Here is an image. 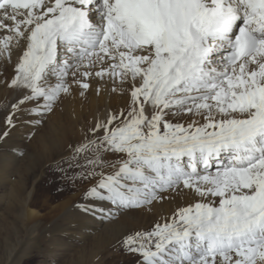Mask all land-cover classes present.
<instances>
[{"label":"snow or ice","instance_id":"6c2138e0","mask_svg":"<svg viewBox=\"0 0 264 264\" xmlns=\"http://www.w3.org/2000/svg\"><path fill=\"white\" fill-rule=\"evenodd\" d=\"M0 28L13 33L2 51L29 33L10 84L30 90L20 104L43 99L32 111L71 91L73 68L99 64L82 75L131 83L127 112L97 121L103 135L68 164L100 176L87 197L125 209L165 192L200 198L125 238L141 264H264V0H0Z\"/></svg>","mask_w":264,"mask_h":264},{"label":"bare ground","instance_id":"6f19581e","mask_svg":"<svg viewBox=\"0 0 264 264\" xmlns=\"http://www.w3.org/2000/svg\"><path fill=\"white\" fill-rule=\"evenodd\" d=\"M5 23L11 25L12 21L6 20ZM1 30L2 28H0V31ZM4 30L7 33H0L3 34L2 36L0 35V49H2L3 38L13 34L9 30ZM28 35L29 33L25 31L24 37H17L11 41L7 51L0 50V116L3 117L0 118L1 123H5L6 118L10 114L13 118L15 113H24L25 107H39L35 105L34 101H25L26 103L20 104L23 97L30 94V90L10 84V81L16 75V66L21 61L23 53L28 47ZM60 51L63 53V49H60ZM60 58H68L70 63L73 62L71 54H68L67 57L61 55ZM103 66L107 67V64ZM100 67L101 65L98 64L95 68L91 69L81 66L79 69L73 68L69 70L70 74L67 77V82L70 85L71 91L69 93L60 94L64 98V114L57 111V114L54 116V121L49 122V127L45 126L43 129L44 132L39 134L37 138L32 141L33 143H28L29 149L32 150V152H26L23 157L24 159L33 160L34 165L37 166L41 164L42 160L47 161L54 155L57 156L64 153L65 162L63 161L56 165V167L54 166L48 175L50 174V178H53L61 169L62 174H66L68 177L69 184H72L70 187L73 191L77 189L85 191L90 186L96 184L100 179L99 175L91 179L81 178V176L77 174L80 171L78 168L68 167V164L72 162L82 163L84 157L89 155V153H82L77 158L76 149L88 140H94L97 136L103 135V129L96 134L90 131V129L95 127L97 121H106L110 114L117 113L120 110H124L126 113L129 107V92L132 87L130 82L121 85L119 80L114 81L107 76L99 78L94 75L89 77H84L82 75L86 70L93 72L99 71ZM73 71L76 72L75 77L71 75ZM74 79L83 80L89 83L90 87L88 89H83L73 82ZM48 82L55 84L56 77L50 76ZM137 83L139 82L137 81ZM121 87H123L125 91L122 92L120 90ZM113 88L116 90L113 91ZM13 105H19V107L14 109ZM146 110L149 112L151 111L150 109ZM118 123L119 121L117 124ZM17 126L18 123L15 120L14 126L10 127V129L13 130V128H17ZM25 140L26 136H24V134L19 133L17 135V133L11 131L1 142V146L6 150L16 148L15 150L21 151L27 145ZM101 152L103 159L113 163L116 161L117 156L122 155L116 153H103V150H101ZM6 154L7 155L2 157L3 163L0 168V187L3 189L0 200H4L9 207L14 206V213L16 209L19 210L22 213L18 216L21 221L24 220V215H26L28 219H32V217L38 215V211L34 208V205L38 204L34 199L35 187L33 184L29 187L31 177L34 175V167L29 166L31 170V172H29L25 167L14 164L12 160L14 155L12 153L7 152ZM100 171L110 173L114 171V169L110 167H105L103 169L97 168V172L99 173ZM75 195L77 196V193L65 202L68 209H73V205L71 204L77 199ZM162 195L166 197L162 201H153L151 204L131 209L119 208L118 206L111 208L105 201L97 204V211L94 213L95 216H97L95 222H104V219H110L111 216H116L117 219L119 213L117 215H114V213L120 210L124 212L121 215L119 214L120 218L117 221H111L106 224L107 226L104 230H99L95 222L93 225L92 220L85 224V227L89 229V231L94 232L92 233L95 237L93 246L97 247L99 250L93 252L95 254L90 256L87 260V264L90 262L93 264L97 256L101 257L107 253L110 246L123 236L142 231L144 229L142 224L147 225L150 222L169 219L177 209L193 204L196 200L200 199L187 190L183 193L165 192L162 193ZM101 209H104V211L102 212ZM7 215H12V210H10ZM78 218H83V215L82 217L78 215ZM99 218L103 219L98 221ZM4 221V229H0V246H2L4 251L9 249L8 254L11 256L13 242L15 240L14 227H11L8 219ZM77 264H83V262L78 261Z\"/></svg>","mask_w":264,"mask_h":264},{"label":"rangeland","instance_id":"374dc122","mask_svg":"<svg viewBox=\"0 0 264 264\" xmlns=\"http://www.w3.org/2000/svg\"><path fill=\"white\" fill-rule=\"evenodd\" d=\"M0 33L7 32L2 29ZM0 35L2 36L3 34ZM49 78L50 76L47 79ZM63 101L64 98L60 95L51 111H32V109L37 107H25L24 113H15L13 123L16 120L18 123L17 128L19 129L13 128L11 130L10 127L0 121V133L7 130L8 133L12 131L17 133V135L19 133L24 134L27 144L21 151L15 150L16 148L6 150L1 146L4 138L0 139V168L3 163L2 157L7 155V152L14 155L12 157L14 164L25 167L29 172H31L29 166L34 167V175L31 177L29 187L32 184L34 185V199L38 202V204L34 205L38 215L32 217V219H28L24 215V220L21 221L18 216L22 213L18 209L14 213V206L9 207L4 200H0V229H4V220L8 219L11 227H14L15 234L11 256L8 254L9 249L4 251L2 246H0V264H77L78 261L87 264L90 256L95 254L93 252L99 251L97 247L93 246L95 237L92 233L94 232L89 231L85 224L92 220L94 225L97 218L94 214L97 211L96 205L103 202V200L87 197L85 193L89 188L85 191L80 189L73 191L70 187L72 184H69L68 177L66 174H62L61 169L53 178H50V174L48 175L50 170L59 163L65 162L64 153L57 156L54 155L47 161L42 160L41 164L37 166L34 165L33 160L23 158L26 152H32L28 143H31L39 134L43 133L45 126L49 127V122L54 121L57 111L64 114ZM34 102L35 105H38L41 109L43 108V99ZM0 118L3 117L0 116ZM2 193L3 189L0 187V195ZM75 193H77V196L75 195L77 199L71 204L73 209H68L65 202ZM105 202L111 208L115 207L110 202ZM85 207L92 210L85 211ZM10 210H12V215H7ZM123 212L120 210L115 212L114 215L118 213L121 215ZM119 214L117 219L116 216H111L110 219H104V222H95V224L99 230H104L107 226L106 224L111 221H117L120 218ZM78 215L81 217L83 215V218L79 219ZM102 219L99 218L98 221ZM166 220L168 219L150 222L147 225L142 224L144 229L139 232L151 231L156 224H162ZM128 236H123L120 240L113 243L109 251L102 255L104 257L97 256L96 259L94 258L95 262L93 264H141L142 256L139 253L126 250L123 241Z\"/></svg>","mask_w":264,"mask_h":264}]
</instances>
